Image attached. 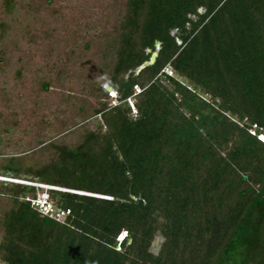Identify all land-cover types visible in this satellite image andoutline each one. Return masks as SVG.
Returning a JSON list of instances; mask_svg holds the SVG:
<instances>
[{
	"label": "trees",
	"instance_id": "obj_1",
	"mask_svg": "<svg viewBox=\"0 0 264 264\" xmlns=\"http://www.w3.org/2000/svg\"><path fill=\"white\" fill-rule=\"evenodd\" d=\"M1 9L0 78L32 104L0 111L27 146L0 154V176L62 188L46 191L67 219L33 203L43 188L0 179V261L264 264V0Z\"/></svg>",
	"mask_w": 264,
	"mask_h": 264
},
{
	"label": "rangeland",
	"instance_id": "obj_2",
	"mask_svg": "<svg viewBox=\"0 0 264 264\" xmlns=\"http://www.w3.org/2000/svg\"><path fill=\"white\" fill-rule=\"evenodd\" d=\"M201 11H203V10L201 9ZM4 18H5V13L1 9V0H0V21L3 20ZM165 71H167L168 73H170L172 75L175 74L174 70H172L169 66H167L165 68ZM6 78L8 79V82H7L8 84H6V87L4 88V90H5V92L9 91V92L12 93V100H10L8 102L10 107H6L4 105L5 102H3V100L5 98H3L4 96L1 95L2 92L0 91V111H2V112L3 111H8L9 112L11 110L21 109L20 107L22 105H28V104L31 105L32 104L31 103L32 94H29L28 92L26 94V89L25 88H22L20 90H16L15 89V91L12 92V90H14L13 87H12V85L14 83L12 78H8L7 76H2L0 78V82L5 81ZM104 86L109 90L110 96L113 97L112 100L110 101L111 105L118 104L119 101L116 99L117 95H118L117 91L113 90V88L110 85H108V84H104ZM199 92L201 94H204V92L202 90H199ZM128 102H129L130 106L132 107L133 113L135 114L137 112V108L134 105L133 100L131 98H129ZM3 127H4V123H2V125L0 127V154H3V155L16 154L18 152V150L24 149V148L27 147L26 143L24 141H20L19 140V138L22 137L21 136V132L19 130H15V131L13 130L12 132H5L3 130ZM261 138H263V137L261 136ZM17 141H20V142H17ZM0 179L1 180H7V181L15 180L14 178H9V177H4V176H0ZM43 193H44V191L39 190L38 191V197L40 198V196L44 195ZM3 217H4L3 210H2V207H1V204H0V250H2L1 246L3 245V244L1 245L2 237H3V234H4ZM58 217L63 219V220L67 219L66 215H62V214H60ZM161 241H162L161 237H158L154 241V244L152 246V251H154V252L158 251ZM1 253H0V257H1ZM0 264H4V263L2 261H0Z\"/></svg>",
	"mask_w": 264,
	"mask_h": 264
},
{
	"label": "built area",
	"instance_id": "obj_3",
	"mask_svg": "<svg viewBox=\"0 0 264 264\" xmlns=\"http://www.w3.org/2000/svg\"><path fill=\"white\" fill-rule=\"evenodd\" d=\"M13 181H16V182H24V183H27V184H30V185H34L36 186L37 188L41 187L44 189V195L40 196V198L37 196L36 199L33 200V203H35V205H37L40 209V211L43 213V214H46V215H49V216H54V215H57V217L62 214L64 215V212H54V206L52 204V202L49 200V194L47 193V189H62V188H59V187H56V186H51V185H47V184H42V183H36V182H28V181H23V180H13ZM110 198V197H108Z\"/></svg>",
	"mask_w": 264,
	"mask_h": 264
},
{
	"label": "water",
	"instance_id": "obj_4",
	"mask_svg": "<svg viewBox=\"0 0 264 264\" xmlns=\"http://www.w3.org/2000/svg\"><path fill=\"white\" fill-rule=\"evenodd\" d=\"M179 42H180V41H179ZM155 47H156V50H155L154 52H152L149 61H146L144 64H142V65L139 67V69H138L137 72H139V71H140L142 68H144L146 65L153 64V63L156 61V58H157V56H158V50L160 49V42H159V41H156V42H155ZM21 183H24V182H21ZM60 190H62V189H60ZM63 190H66V189H63ZM79 193H82V192H79ZM83 194H84V193H83ZM88 194H89V193H88ZM95 196H98V195H95ZM122 237H124V235H123ZM128 240H129V242L132 241L131 238H128Z\"/></svg>",
	"mask_w": 264,
	"mask_h": 264
}]
</instances>
